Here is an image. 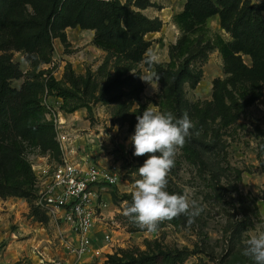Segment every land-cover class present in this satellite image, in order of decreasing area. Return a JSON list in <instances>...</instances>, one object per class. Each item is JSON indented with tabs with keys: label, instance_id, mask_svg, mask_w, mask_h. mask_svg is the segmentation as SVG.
Instances as JSON below:
<instances>
[{
	"label": "rangeland",
	"instance_id": "obj_1",
	"mask_svg": "<svg viewBox=\"0 0 264 264\" xmlns=\"http://www.w3.org/2000/svg\"><path fill=\"white\" fill-rule=\"evenodd\" d=\"M185 1L149 0L144 9L131 5L147 17L162 21L158 31L143 36L150 42L147 49L158 52L157 64L168 62L169 46L180 36L172 16L183 9ZM261 1L251 0L254 3ZM205 26L209 34L216 33L226 42L235 41L231 32L222 28L218 13L209 16ZM3 31L0 57L17 65L22 72V76L9 80L10 87L20 90L25 75L31 70L28 54L20 35L5 27ZM64 31L68 45H63L58 38L52 39L49 62L40 63L37 71L53 67V76L61 79L65 65L70 63L76 74H84L87 70L95 72L105 52L92 43L94 30L67 26ZM262 38L264 44V34ZM239 49L236 44L234 50L238 51L236 54L240 55L247 69L242 82L235 84L234 93L239 97L238 93L243 91L241 84L253 79L261 85V97L247 104L233 124L219 131L218 142L222 148L218 145L217 149L203 154L206 168L187 162L180 151L175 158V167L167 175L170 193L183 194L189 189V199H195L202 209L191 225L185 216H181L178 225L165 220L158 225L156 232L149 233L125 216L124 202H130L132 185L140 178L136 169L147 158V155H133L134 149L128 138L134 128L113 121L110 106L97 103L92 105L91 113L85 108L67 112L59 108L60 98L44 95L42 103L51 117L54 114L65 121L64 129L72 140L74 157L93 162L117 175L115 184L101 187L106 206L96 224L98 242L94 245L100 250L95 253V249H91L80 257L67 253L65 227L50 221L35 207L32 190L27 189L24 195H0V264H105L107 255L116 251H132L138 255L173 247L195 251L179 264H253L242 255V250L247 236L264 230V58L255 49L248 54ZM196 66L201 68L202 76L194 88L184 84L185 98L189 102L214 106V81L228 76L224 72L221 54L213 49L204 60H198ZM138 68L140 76L143 75L145 66L142 61ZM141 82V101L146 106L152 104L150 106L158 108L152 101L158 100L160 83L159 92L153 93L147 83ZM238 102L243 100L239 98ZM46 154H42L38 147L23 144V155L30 164H39L41 160L37 157ZM244 220L247 224L240 228L239 223ZM104 233L110 235L108 243L100 240Z\"/></svg>",
	"mask_w": 264,
	"mask_h": 264
},
{
	"label": "trees",
	"instance_id": "obj_2",
	"mask_svg": "<svg viewBox=\"0 0 264 264\" xmlns=\"http://www.w3.org/2000/svg\"><path fill=\"white\" fill-rule=\"evenodd\" d=\"M131 5L144 9L149 0H125L124 3L119 0H0V40L3 27L20 35L31 65L17 90L10 87L9 80L22 76V72L17 65L0 57L1 196L24 195L31 189L33 197L34 174L23 155L24 143L38 147L42 154L46 152L55 159L60 154L53 121L46 118L44 95L60 98L59 108L67 112L85 108L91 113L92 105L97 103L110 106L113 121L134 128L135 117L147 107L140 97L143 84L138 68L150 45L143 36L158 31L162 21L147 17ZM215 13L220 16L222 28L235 38L234 42H226L216 33L209 34L205 21ZM262 13L264 0L259 3L186 0L183 9L172 16L180 36L169 46L168 62L154 66L153 70L160 76V92L158 100L152 103L160 111H171L177 117L185 111L188 113L195 127L180 151L189 163L206 168L203 154L219 146L222 148L218 142L219 131L233 124L247 104L261 97V85L253 79L242 83L243 91L238 93L239 97L235 95V84L242 82L247 68L234 46L238 44L239 50L247 54L255 49L264 58ZM67 26L94 30L92 43L105 55L95 72L87 70L76 74L67 63L62 78L56 79L53 67L37 69L40 63L49 62L52 39L58 38L63 45H68L64 31ZM213 49L221 54L228 76L214 81V106L189 102L185 98L184 84L195 87L202 76L196 62L204 60ZM239 98L243 102H238ZM180 220L181 216L170 223L178 225ZM246 224L245 220L241 221L240 228H245ZM194 252L173 247L134 255L132 251L121 250L108 254L105 264H179Z\"/></svg>",
	"mask_w": 264,
	"mask_h": 264
},
{
	"label": "clouds",
	"instance_id": "obj_3",
	"mask_svg": "<svg viewBox=\"0 0 264 264\" xmlns=\"http://www.w3.org/2000/svg\"><path fill=\"white\" fill-rule=\"evenodd\" d=\"M158 62V52L146 49L142 59L145 71L140 79L153 93L159 92L160 76L153 70ZM150 105L135 117L134 133L128 138L133 155H147V158L136 169L140 178L132 185L131 200L124 202L123 214L141 229L153 233L161 222L180 216H185L191 225L202 209L195 199H189V189L183 194L167 190V175L175 167L176 156L192 137L190 130L195 125L186 111L177 117L171 111H160ZM243 245V256L253 264H264V230L247 236Z\"/></svg>",
	"mask_w": 264,
	"mask_h": 264
},
{
	"label": "built area",
	"instance_id": "obj_4",
	"mask_svg": "<svg viewBox=\"0 0 264 264\" xmlns=\"http://www.w3.org/2000/svg\"><path fill=\"white\" fill-rule=\"evenodd\" d=\"M49 115V117H48ZM55 128V139L59 144L60 154L57 159L49 154L38 156L39 164H31L34 174L33 202L50 221L65 227V250L80 257L95 249L98 238L95 229L106 202L101 195V187L113 185L117 181L114 172L93 162L77 160L69 133L65 131L64 119L46 113ZM108 243L110 235L100 237Z\"/></svg>",
	"mask_w": 264,
	"mask_h": 264
}]
</instances>
